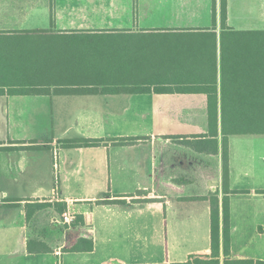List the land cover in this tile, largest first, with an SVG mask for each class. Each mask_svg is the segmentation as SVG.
Wrapping results in <instances>:
<instances>
[{
  "label": "crops",
  "instance_id": "obj_1",
  "mask_svg": "<svg viewBox=\"0 0 264 264\" xmlns=\"http://www.w3.org/2000/svg\"><path fill=\"white\" fill-rule=\"evenodd\" d=\"M226 5L234 31L217 48L216 135L205 93L0 94V264L170 263L209 253L207 198H222L221 87L235 101H264V0ZM216 7L219 35V0ZM211 24L212 0H0V30ZM37 120L70 122L48 138L32 133ZM66 135L102 143L62 148ZM227 139L229 187L247 191L229 195L230 252L264 260V134ZM58 201L83 223H65L51 207L26 217L28 203ZM88 241L91 251H64Z\"/></svg>",
  "mask_w": 264,
  "mask_h": 264
},
{
  "label": "trees",
  "instance_id": "obj_2",
  "mask_svg": "<svg viewBox=\"0 0 264 264\" xmlns=\"http://www.w3.org/2000/svg\"><path fill=\"white\" fill-rule=\"evenodd\" d=\"M226 2L219 0V35L216 33V0H212L210 27L58 32L0 30V94L205 93L208 133L216 135L219 122L217 48L223 51L224 41L228 40L226 36L234 31L226 23ZM256 98V101H235L232 88L221 87L222 198L220 201L218 191L207 198L210 204L209 253L190 255L180 262L137 264H264L261 259L232 256L229 242V195L247 191L229 187L227 138L230 134H264V101ZM132 139L112 141L120 144ZM101 143V139L59 140L62 148ZM100 202L120 203L122 200ZM45 207H51L61 215L66 210V203H28L26 217L29 219L34 211ZM83 218V215H77L73 223H81ZM92 247L91 241L75 242L64 251H91ZM34 249L28 242V250ZM43 249L49 251L48 247ZM37 250L41 251V248Z\"/></svg>",
  "mask_w": 264,
  "mask_h": 264
},
{
  "label": "rangeland",
  "instance_id": "obj_3",
  "mask_svg": "<svg viewBox=\"0 0 264 264\" xmlns=\"http://www.w3.org/2000/svg\"><path fill=\"white\" fill-rule=\"evenodd\" d=\"M199 1H205V0H199ZM75 26L76 25H79L77 23H73ZM67 25V24H66ZM145 122H147L149 119L148 118H144ZM42 120H37L35 122V124H37L36 126H34L32 128V133L34 135H36L38 132H40V130H42V132H44V136L48 137V138H51V134L54 135L55 131L56 130H63V126H60L61 124L62 125H67L69 124L70 120H45L46 122L43 121V123L41 122ZM62 122V123H61ZM73 125V130H75V128L77 127V122H75V120H72V124ZM71 135V134H69ZM69 135H66L64 136L62 139H66L68 137H70ZM51 164H52V155L51 153H49V168L52 170V167H51ZM50 170V171H51ZM50 179H51V184L53 183L54 179L52 177V175H50ZM215 185H213L212 187H214ZM66 261L70 260L69 258H66L65 259ZM78 262H80L81 260H77Z\"/></svg>",
  "mask_w": 264,
  "mask_h": 264
},
{
  "label": "built area",
  "instance_id": "obj_4",
  "mask_svg": "<svg viewBox=\"0 0 264 264\" xmlns=\"http://www.w3.org/2000/svg\"><path fill=\"white\" fill-rule=\"evenodd\" d=\"M61 218L63 222L70 223L73 220V215L70 212L66 211L62 213Z\"/></svg>",
  "mask_w": 264,
  "mask_h": 264
}]
</instances>
